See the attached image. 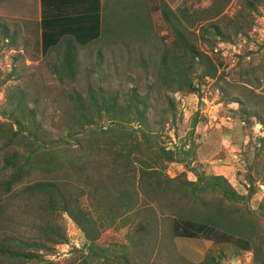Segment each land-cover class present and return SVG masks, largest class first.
<instances>
[{
    "label": "trees",
    "instance_id": "obj_1",
    "mask_svg": "<svg viewBox=\"0 0 264 264\" xmlns=\"http://www.w3.org/2000/svg\"><path fill=\"white\" fill-rule=\"evenodd\" d=\"M230 1L183 0L172 8L165 0H149L151 6L147 17L136 15L131 22V28L136 32L154 29L161 36L164 49L158 83L166 94L164 98L155 97L151 92L140 97L135 88L127 105L120 107L117 97L101 99L93 93L87 97L78 92L72 99L74 113L66 121L69 131L54 139L43 131L26 93L16 89L9 94L1 109L4 120L0 121V155L3 168L10 171L3 188L9 192L22 186L19 196L28 195L32 202L42 199L44 206L40 204L39 213L46 223L39 229L42 237L34 242L28 243L18 237L11 238L13 242H0V255L15 260L13 264H52L44 260L40 252H52L54 245L66 243V230L57 221L63 214L75 221L92 253H97L101 248H95L105 231L121 229L128 224L136 226V220L142 215L138 202L140 192L135 190L139 185L146 192H159L165 197L179 193L191 200L203 201L205 195L213 196V199L220 196L221 203L216 208L207 205L206 212L201 215L174 217L173 236L202 238L219 247L231 244L246 253L254 251V264H264V198L256 210L246 205L257 193L259 178L264 181V109L252 96L254 80L259 78L251 77L261 69L243 65L242 56L238 65L243 69L238 75L244 79L241 80L243 83L226 84L232 71L225 67L220 72L209 53L200 50L187 36L190 26L199 25L208 43L217 39L229 40L231 35L226 34L216 20ZM103 9V0H41V19L35 26L39 47L42 54L47 55L65 43L62 72L71 80L77 75L78 48L88 47L103 37ZM125 22L121 20L118 27H124ZM116 26L111 25L109 29ZM1 30L4 46H9L13 36L5 26ZM243 30V25L236 24V33ZM15 75V72L9 73L2 83ZM208 80L215 81L221 92L220 103L231 108V115L240 120L249 143V151L245 146L240 148L245 162L244 171L240 172L244 176L242 191L233 186L229 177L190 169L198 156L201 140L200 135L194 136V130L201 122L208 121L201 118L199 112L193 115L191 135L174 148H169L163 139L166 125L170 122L173 125L178 114L171 93L186 91L203 97ZM160 102L161 125L155 126L150 116ZM256 128H259L258 132ZM173 130L176 131L175 125ZM173 135L169 133V140ZM97 163H102L100 167L121 172L125 187L121 189L117 184L100 181L93 189L90 169L97 168ZM169 163H181L186 169L173 178L166 171ZM190 172L196 178L191 177ZM69 176L76 178V187ZM85 199L90 203H85ZM3 211L0 202V219L4 217ZM1 223L0 220V227ZM149 224L144 215L138 222V225H144V231ZM119 248L126 257L128 247L122 245ZM225 258L223 250L217 253L212 248L197 264H222Z\"/></svg>",
    "mask_w": 264,
    "mask_h": 264
},
{
    "label": "rangeland",
    "instance_id": "obj_2",
    "mask_svg": "<svg viewBox=\"0 0 264 264\" xmlns=\"http://www.w3.org/2000/svg\"><path fill=\"white\" fill-rule=\"evenodd\" d=\"M38 1L29 0L23 3L22 0H12L2 4L0 8V121L4 120L1 109L5 107L9 94L16 89L26 93L30 107L37 112L43 131H47L54 139L69 131L66 121L67 117L74 113L75 105L72 99L78 92L87 97L93 93L101 99L117 97L120 107L127 105L135 88L138 89L140 97H145L148 92L155 97H165L166 94L159 88L158 83L164 49L161 36L154 29L142 30L139 33L131 28V22L136 15L147 17L150 2L104 0L103 37L88 47L78 48L77 75L75 80H71L62 72L65 43H61L47 55H43L39 47L35 27L40 18ZM121 20L126 22L124 27L119 28ZM216 23L226 34L231 35L229 40L217 39L210 44L205 40V33L199 25L190 26L187 36L200 50L209 53L219 65L220 72L224 71L225 67L232 71V75L227 76L229 82L226 84L237 86L244 80L238 75V71L243 69L238 65L242 56L243 65L260 68V71L251 75L259 78L258 81L254 80L252 96L259 101L261 109H264V0H231ZM236 24L244 27L239 34L236 33ZM111 25L117 26L110 30ZM2 26L13 36L10 37L12 41L9 46H4ZM11 72H15V77L7 83H2ZM241 90H244L242 86ZM171 96L175 97L178 114L175 123H168L163 132V139L168 142V147L174 148L182 139L191 135L194 129L193 115L199 112V116L207 118L208 121L201 122L194 130V136L200 135L201 140L198 156L190 169L194 168L207 175L220 174L229 177L233 186L242 191L244 176L240 175V172L244 171L245 162L242 160L244 152H240V148L245 146L246 151H249L250 147L240 120L231 115V108L220 103L221 92L217 89L215 81L208 80L203 97L186 91L171 93ZM204 99L209 103L206 104ZM218 104L221 106H217ZM157 106L158 108L152 110L150 118L155 126H160L162 112L159 107H162V102ZM210 107H215V112L211 116H205L204 111ZM174 125L176 131L173 130ZM256 131L258 132L259 128H256ZM169 133L174 134L171 140L168 138ZM101 164L97 163V168L90 169L93 189L100 181L124 188L122 173L114 172L110 167H100ZM185 169L186 166L181 163H169L166 171L175 178ZM9 173L10 171L3 168L0 155V202L4 208V217L0 219V242H9L13 237L28 243L34 242L42 237L39 229L46 223L39 213L42 199L32 202L28 195L19 196L22 186L6 192L3 185ZM189 174L196 178L193 173ZM69 178L76 187V178ZM258 182L264 184L261 178ZM135 190L140 192L138 202L139 211L142 212L136 220V226L128 224L121 229H108L95 248L101 249L93 254L83 231L68 214H63L57 221L66 230L67 241L54 245L52 252L41 251L44 260H49L52 264H197L205 258L209 249L214 248L217 253L223 250L226 254L222 264L255 263L254 251L246 253L231 244L219 247L202 238L173 236L174 217L201 215L206 212L207 205L216 208L222 201L220 196H214L213 199V196L205 195L203 201H195L179 193H170L167 197L159 192L152 193L151 190H147V193L139 185H136ZM263 198L264 192L258 193L255 199L248 200L246 205L249 209L256 210ZM84 202L90 203L86 199ZM143 215L150 222L145 231L142 229L144 225H138ZM76 238L80 239L79 246L72 244ZM70 242L69 247L63 250L61 245ZM134 244L139 247L135 248ZM122 245L128 247L126 257L119 248ZM14 262L15 260L0 255V264Z\"/></svg>",
    "mask_w": 264,
    "mask_h": 264
},
{
    "label": "built area",
    "instance_id": "obj_3",
    "mask_svg": "<svg viewBox=\"0 0 264 264\" xmlns=\"http://www.w3.org/2000/svg\"><path fill=\"white\" fill-rule=\"evenodd\" d=\"M204 101L206 102V104L209 103V101L207 99H204ZM217 106H221V104H218ZM215 110H216L215 107H212V108L210 107V108L206 109L203 114L205 116H211L215 112ZM259 128H261V126H259ZM257 187H258V192L254 195L253 199H255V197L258 195V193H263L264 192V184H262L260 182H257ZM69 244H71V242L68 243V244H62L61 247L63 248V250H65V247H69ZM72 244H75L76 246H79L80 239L76 238V240L74 242H72Z\"/></svg>",
    "mask_w": 264,
    "mask_h": 264
},
{
    "label": "crops",
    "instance_id": "obj_4",
    "mask_svg": "<svg viewBox=\"0 0 264 264\" xmlns=\"http://www.w3.org/2000/svg\"><path fill=\"white\" fill-rule=\"evenodd\" d=\"M10 1H12V0H10ZM10 1H8V0H0V8H1V6H2V4H5L6 2H10ZM13 1H15V0H13ZM27 1H29V0H22V2L23 3H26ZM40 1V4H39V6H40V18H39V20L41 19V0H39ZM39 1H38V3H39ZM148 2H149V0H147ZM166 2H168V4L172 7V8H176L183 0H165ZM103 4H104V8H105V1L103 0ZM103 15H104V9H103Z\"/></svg>",
    "mask_w": 264,
    "mask_h": 264
}]
</instances>
